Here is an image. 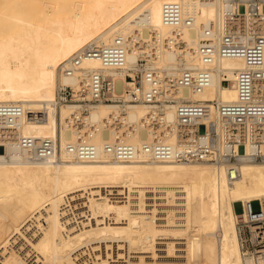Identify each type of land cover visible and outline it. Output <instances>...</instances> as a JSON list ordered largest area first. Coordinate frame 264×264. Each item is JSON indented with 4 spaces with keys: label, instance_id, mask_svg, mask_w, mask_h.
<instances>
[{
    "label": "bare ground",
    "instance_id": "1",
    "mask_svg": "<svg viewBox=\"0 0 264 264\" xmlns=\"http://www.w3.org/2000/svg\"><path fill=\"white\" fill-rule=\"evenodd\" d=\"M169 1L192 24H167ZM232 5L0 0V103L24 109L15 125L0 118V264H255L243 253L235 203L261 200L264 209V160L251 156L253 140L264 141V125L260 132L254 121L234 124L216 105L238 100L246 60L217 56L208 65L200 53L207 31L217 45L234 29L250 40L249 19L227 16ZM118 37L126 50L122 67L89 58L73 74L64 71L82 50ZM140 60L158 81L161 103L59 102L62 86L79 90L94 71L125 92ZM207 66L208 85L180 84L186 70ZM143 86L151 87L145 74ZM255 88L264 97V77ZM185 100L211 104L208 114L182 123L177 106ZM23 137L51 138L56 153L36 158ZM236 139L245 140L246 154ZM83 142L96 147L93 160L69 150ZM122 143L135 148L131 160L107 150ZM158 143L176 150L206 143L213 151L203 160H160L145 148Z\"/></svg>",
    "mask_w": 264,
    "mask_h": 264
},
{
    "label": "built area",
    "instance_id": "2",
    "mask_svg": "<svg viewBox=\"0 0 264 264\" xmlns=\"http://www.w3.org/2000/svg\"><path fill=\"white\" fill-rule=\"evenodd\" d=\"M232 7L227 10V16H244L249 19L250 40L245 41L240 38V34L234 29L224 33L220 43L217 45L212 40V33L207 31L201 42L200 53L206 64L212 63L217 56H241L248 67L239 71L237 76V86L239 98L236 102L217 103L220 114L231 120L234 124H246L254 121L258 125V130L263 132L264 125V97L256 92V80L264 77V0H232ZM163 18L167 24L190 25L193 18L183 14L182 7L174 1L166 2L163 6ZM236 25L233 26L235 28ZM99 58L105 66L122 67L126 62V50L122 38H117L115 43L102 48H87L74 56L66 63L64 71L73 74L80 66L83 59ZM146 60H140V70L135 74H129V83L125 92L116 91L111 85L109 77L102 72H92L87 84L79 90H75L71 85L62 86L59 90V102H146L161 103L159 95L162 93L158 88V81L151 72L144 70ZM145 71V72H144ZM151 83V87L145 89L143 77ZM211 70L206 68L193 71L186 70L179 79L184 86H193L200 90L209 84ZM209 103L192 102L185 100L178 104L177 114L182 123H191L205 117L209 111ZM24 109L18 103H0V118L9 125L17 124ZM37 118L42 115L34 113ZM205 127L206 124H200ZM237 131L238 129L235 128ZM245 152V140H235ZM255 151L252 152L257 160H264V141L254 139ZM22 145L34 152L36 158L46 159L56 153V143L51 138L23 137ZM151 151L155 158L160 160H203L212 154V149L206 143L198 144L188 149L176 150L169 144L158 143L152 146H145ZM70 151L76 152L80 158L93 160L97 155L94 145L83 142L76 146L70 145ZM107 150L113 152L119 159L131 160L135 156V148L129 144L108 145ZM236 153H230V157L235 159ZM259 202L260 209H253V202ZM242 211L238 212L239 230L242 238V249L245 257L252 258L255 264L264 257V209L261 200H253L249 204L240 202ZM247 213V216H245Z\"/></svg>",
    "mask_w": 264,
    "mask_h": 264
},
{
    "label": "rangeland",
    "instance_id": "3",
    "mask_svg": "<svg viewBox=\"0 0 264 264\" xmlns=\"http://www.w3.org/2000/svg\"><path fill=\"white\" fill-rule=\"evenodd\" d=\"M145 33H147V30H146V29H145ZM121 82H122V81H121ZM122 83H123V82H122ZM106 133H107V132H106ZM252 206H253V209L256 210V211L260 209V204H259V202H257V201L253 202ZM235 210H236L237 212H241V211H242V205H241L240 202H237V203L235 204Z\"/></svg>",
    "mask_w": 264,
    "mask_h": 264
},
{
    "label": "crops",
    "instance_id": "4",
    "mask_svg": "<svg viewBox=\"0 0 264 264\" xmlns=\"http://www.w3.org/2000/svg\"><path fill=\"white\" fill-rule=\"evenodd\" d=\"M236 204V203H235Z\"/></svg>",
    "mask_w": 264,
    "mask_h": 264
}]
</instances>
